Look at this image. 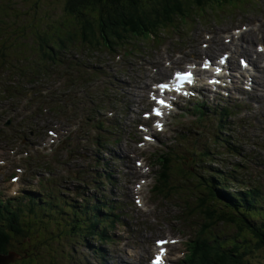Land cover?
<instances>
[{"label": "rangeland", "instance_id": "1", "mask_svg": "<svg viewBox=\"0 0 264 264\" xmlns=\"http://www.w3.org/2000/svg\"><path fill=\"white\" fill-rule=\"evenodd\" d=\"M63 6L64 0H0V49L7 48L3 53L9 55L1 56L0 64L6 65L7 71L20 70L19 63L29 65L27 56L38 62L42 60L41 53L35 55L33 51L24 49L31 39L23 31L31 25L54 23ZM222 6L223 9L215 6L207 7L204 12L197 10L194 16L188 18L186 25L179 23L180 26L176 25L174 29H163L157 40H134L126 48H121L117 55L104 49L87 50L80 58L81 67L66 66L59 68V75L36 77L43 86L37 87L34 80L32 98H29L32 86L27 84V80L33 74L24 69L28 78L19 81L24 85L22 95L0 102V110H4L0 112L1 199L15 200L20 195L32 193L41 198L62 197L58 200L80 203L92 187L89 177L93 155L105 150L103 143L97 145L95 141L99 131L90 129L97 118L106 125L113 124V135L121 138L117 144H109L108 150L124 148L127 151V147L132 150L137 146L144 151L141 162L151 161L154 167L145 168L150 174L138 184L132 182L137 178L133 170H115V185L104 183L102 190L105 189V193L101 196L94 189L100 199L116 198L126 215L122 217L124 224H117L111 230L114 242L102 244L89 238L87 240L93 248L84 241L79 246L80 252L76 253L72 250L74 246H68V242L51 243L50 238H40L36 233L35 238L23 242L25 246L38 250L34 255L36 259L31 258L27 264H92V260L96 259L92 252L100 247L109 253V264H151L156 239L165 238L173 239L175 243L171 246L169 262L163 264H180L186 252L185 242L194 238L197 229L204 223L200 213L204 189L197 181L188 180L189 167L185 162L190 157L194 158L193 154L204 151L210 154L209 160L200 158L197 165L207 160L219 170L236 168L239 177L247 183L246 187L264 183V80L257 78L258 72L252 63L249 73L241 69L239 59L244 57L239 56L241 53L229 52L235 47L254 51L259 50V46L264 47V39L261 38L264 34V0H245L234 7ZM103 25L99 15L91 16L86 29L101 38L112 31L109 25H105L108 31H100ZM260 26L255 41L250 40V32L245 33V39L241 38L242 32L257 30ZM220 32L225 36L224 42L229 43L227 49L217 51L218 54L199 55L198 48L212 52L213 45L208 38L212 33L216 35ZM230 34L234 36L232 43L229 42ZM131 49V54H124ZM223 53L230 54V62L238 71L232 76L230 73L233 70L229 68L230 77L225 82L227 88H220L217 93L203 89L194 98L181 99L180 107L190 113L183 114L177 110L170 113L166 116V127L151 123V116L146 112H150L156 102L143 97L150 89L156 90L158 82L169 79L175 70L189 69V65H193L195 73L201 76L204 74L205 58L212 56L218 60ZM12 54L20 56L14 59ZM159 57L164 63L159 62ZM168 57H171L168 62L173 61L174 65L167 74L161 75L160 68L165 66ZM263 63L264 60H261ZM240 73L245 74L242 79L239 78ZM251 75L256 81L252 82ZM207 76L202 78L201 84L205 85ZM243 89L250 91L249 95L241 93ZM205 92L210 94L208 98L204 97ZM219 98H223L224 102ZM52 99L63 100V107H56L58 101L52 102ZM216 99L219 100L215 102ZM237 102L240 106L236 113L224 122L216 112H209L216 105L222 107L226 103ZM198 104L208 107L202 123L194 115L196 107L192 108ZM10 119L12 123L5 126ZM218 121L225 130L218 128ZM157 129L163 131L164 146L155 145L151 138ZM51 131H55L54 136ZM216 134L224 135L223 142L216 141ZM56 135L58 138L52 140ZM195 139L200 140L197 148L193 145ZM109 140L108 137L105 141ZM229 144L236 145L239 153H230ZM161 152H168L173 158L182 156L185 161L173 159L170 182L174 190L159 198L153 194L152 187L157 177L154 172L160 170L154 162L155 157ZM208 170L214 172L215 169ZM20 176L24 180L15 183L14 180ZM64 184L78 187V196L57 188ZM240 187L239 183L234 185L235 190ZM132 188L139 191L135 197L129 191ZM54 201L56 204L57 200ZM54 208L53 212L60 211L61 206L55 205ZM47 213L50 218L52 213ZM57 216L68 215L61 212ZM230 228L219 223L213 230L219 234H234L236 230ZM52 229L56 233L62 230L55 229L54 224ZM44 240L45 244L41 245ZM250 251L247 258L252 264H264V249ZM18 258L14 257V261Z\"/></svg>", "mask_w": 264, "mask_h": 264}, {"label": "bare ground", "instance_id": "2", "mask_svg": "<svg viewBox=\"0 0 264 264\" xmlns=\"http://www.w3.org/2000/svg\"><path fill=\"white\" fill-rule=\"evenodd\" d=\"M260 29H261V26L257 30L250 29L248 31L242 32L241 38L243 39L244 37L245 39V33L250 32L251 34L250 40L255 41L256 39H258L257 33L258 31H260ZM229 38H230L229 42L232 43L234 36L230 34ZM261 38L264 39V34L261 35ZM208 39L212 42L213 50L212 52H208L206 50L198 48L197 52L201 56L206 55V54H210V55L218 54L217 51H221V49H227V44H229V43L224 42L225 36L222 34V32L216 35L212 33V36H210ZM262 41L264 42V40ZM229 52L231 54L232 52L241 53L239 56L249 57L250 60L253 62V65L256 68V71L258 72V74H256L258 75L257 78H259L261 81L264 80V66L263 64H261V60H264L263 49H261L260 51L259 50L254 51L248 48L238 50L237 47H235V50L230 49ZM1 56L7 57L9 55L6 53H3V50L2 51L0 50V60H1ZM12 56L14 59H18L20 55L12 54ZM214 58L215 57H212V56L208 57V59H211V60H213ZM170 59L171 57H168V59L165 61V66L160 68L161 75L167 74L168 69L173 67L174 62L173 61L170 63L168 62L170 61ZM27 61H29V65H24L22 63H19L21 67L20 70H8L7 71L5 69L6 65L0 64V102L3 100L17 99L16 97L18 95H22L24 85L23 83H20L19 81L27 80L28 76H26L25 70L29 74L31 72L32 63L38 64L39 66L42 65V63L29 59V58H27ZM159 62L160 63L163 62V58L159 57ZM222 62L223 60H219L218 63L214 62V64L212 65L218 68L220 72ZM230 65H231L230 67H235L234 63H230ZM204 69L206 73L207 72L209 73V79L211 83H213V86L216 85V89L212 90L211 93H217L218 91H220V88H221L220 86H222V84H217V82H222L219 80L224 78V76H222V73L221 74L219 73L221 76L216 75V73L210 70V68H204ZM46 71H47V75L45 77H53L55 75H59L61 69L48 66ZM211 71L213 73H211ZM15 73H20V74H15ZM9 75L11 77L8 79ZM34 80H35L37 87L43 86V83H39L38 79L34 75L29 77L27 80L28 81L27 84H30L32 86L30 88L31 93L29 94V98H32V95H34L33 94ZM260 85L263 86V84H260ZM206 92L204 94V97L208 98L210 94ZM240 92L249 95L248 92L250 91L248 90L245 91V89H243V90H240ZM152 94H154V90L150 89L147 93V96H143V97H146L147 99H150L151 101H154V99L151 98V96H153ZM73 98H75V96ZM219 99H223V98H219ZM219 99H216L215 102H217ZM54 101H58V103L55 104L56 107H59V108L63 107L64 105L63 100L52 99V102ZM153 105L154 103H152V106ZM224 106H230V103H226ZM14 109L17 112V109L16 108ZM176 110L183 112V114L190 113L189 110L178 107L176 105H174L173 111L171 113H173ZM3 111L4 110H0L1 113ZM156 111L159 114H154V115L147 114L148 116H151L150 117L151 123L152 124L156 123L157 125L166 127L167 126L166 110L163 108H157ZM11 123L12 121L10 119L7 121L5 126H9ZM90 129H95L99 131V134L97 135V139H95V141L97 142V145H100L103 143V145L105 146V150L103 152L99 151L98 153L93 155L92 173L89 177V180L92 183V187L87 194L88 197L85 196L83 199H81L80 203H71L68 200L59 201L58 199L62 197L53 198L52 196H50V198H46V197L41 198V197H38L37 194H32V193L28 196L20 195L18 198L15 197L16 198V199L14 198L15 200H13V198H10V199L0 198V218L3 215L7 216V211H9L7 207L9 206H10L9 208H10L11 214L7 217L12 219L13 214H17L21 216L19 223L14 225L18 229H20L21 232L16 233L15 231H12V230L8 231L10 240L7 242L5 248L0 250V255L3 256L4 264H7V263L8 264H20V263L27 264L31 258L36 259L34 255H36L38 250L34 248H30L29 246H25L23 244L24 241H28L30 239L35 238L36 233L39 234L40 238H50L51 243L55 242L58 244H63V242H68V246H74L72 250L76 253L80 252L79 246H81L84 241L88 245V247L93 248L91 247L89 241L87 240L89 238H94L102 244H108V243H112L115 241V238L113 234L111 233V230L114 229L117 224L118 225L124 224L122 223L123 222L122 217L123 216L126 217V215L122 211L121 203H119L116 198H106L105 197V198L100 199L95 194V190H98V194H100L101 196L103 195V192L105 193V189H103L104 191L102 190V188L105 187L104 183L109 184V185L110 184L115 185L116 184V179H114L116 177L115 172H114L115 170L124 169V168H129L131 171L133 170V172L137 174V178L135 180H132V182L133 184H138L139 180L145 179L150 174L148 171L145 170V168L150 167L151 169H153L154 167L151 161H147L143 163L141 162L140 159L143 156L144 151L140 150L137 146H135L134 149L132 150H130L129 147H127V151L124 148H120L118 150H108L109 144L114 145L121 141L120 137H116L113 135L114 134L113 124L106 125L102 119L97 118L93 120V124ZM54 134H55V131H51V135L54 136ZM162 134H163L162 129H157V131L155 132V135L151 136L152 140H154L155 142V145L157 146L165 145L164 140L162 139ZM108 137L111 141L110 140L105 141L108 139ZM57 138L58 137L56 135L55 139H52V140L55 141ZM194 147L197 148L198 146H194ZM131 153H133V155ZM208 155L210 154H208L207 152H205L204 156H199V153L193 154L194 158L191 159L190 157L188 158V160L185 161L184 157L182 156H175V158H173V156L169 154L168 152H161L159 156L155 157V161H154L159 166L160 170L159 172H156V171L154 172L157 177L155 178V183H154L155 185L152 187L153 194L161 198L160 196H164V193H170L172 190H174V186L171 185L172 184L171 183L172 182V171L170 174V179L168 178L166 183L163 182V174L166 171L165 165H166L167 159L169 160L170 163H172V168H173V165H174L173 159H175L176 161H179L181 158V160L187 162V165L189 167L188 180L191 179V177L189 176L191 175L190 173L196 174L194 171H198V170L200 171L201 178H198V180L197 179L196 180L191 179V180L197 181L198 184L203 187L204 198L205 197L209 198L208 201H209L210 206L212 203L215 207H218L217 209L219 212H221L222 210L231 208L236 214L239 215L240 212L237 209L238 208L237 205L239 207H243L247 209L249 203L255 202V200L257 199V196L253 194L252 195L244 194L242 195L244 200H240L238 195L231 194V192L235 193L236 191H241V192L245 191L243 186L246 185L247 183L241 180L244 183L242 184V182L238 178L239 175H238L236 168L232 170H229L230 168L223 170L222 167H221L222 170H219V168H216L215 166H214L215 168H213L211 164L207 161L209 160ZM200 158L202 160H204V158H207V160L197 165L198 160ZM197 166H199L200 168L198 169ZM208 169H215L217 171L214 170V172H211ZM210 176H212V179L211 180L207 179ZM232 177H234L235 180H233ZM13 178L14 176L12 177V179ZM21 179H23V177L20 176L16 178L14 182L17 183ZM236 183H239L241 186L240 188H238V190L234 189V185ZM247 187L249 189H257L260 187L262 189L261 190L262 193L264 194V183L262 185H258L252 188H250L248 185ZM57 188H63L64 190L68 191L70 194H75L76 196H78L77 193L79 191V188L76 186L64 184L63 186H58ZM137 190L138 189H135V188H132L129 190L130 193L132 194V197H135L138 194L139 191ZM38 199L40 200V203H42V205H40V207L36 206L35 208L36 213L30 212V209L32 207H35V200H38ZM54 200H57L56 204ZM45 203L47 205H45ZM48 203L50 205H48ZM55 205L61 206L60 211L53 212V210L55 209L54 208ZM43 207L45 210H43ZM41 212H42V215H40ZM47 212L52 213L50 218ZM61 212H66V215L68 216H63L59 218L57 215H59ZM254 212L258 213L257 210H255ZM76 213H79L81 218L77 219ZM101 213L102 215L100 216ZM200 213L203 218V222H204L203 224L205 225L206 222H209V219L206 213L204 212L203 208H201ZM21 222L23 224V228L25 230H28L29 236L27 238L25 237L26 233H24L23 230L19 227V224ZM53 224L55 225V229L59 228L62 230L56 233L55 230L52 229ZM33 226H34V229H33ZM201 226L202 224L199 226L197 231L200 229ZM227 235H229V233ZM195 237H196V234H195ZM195 237L185 242L186 252L180 264H186L185 258L188 256V254L191 251L190 247L195 242ZM172 240L173 239H170V238L156 239L155 253L150 259L151 264H155L158 256L161 258L162 264L169 262V256L171 255V246L175 243V241H172ZM45 241L46 240L42 241L41 245H44ZM158 242H164V243H158ZM199 244L203 248L210 247V245L206 244L204 241H202ZM5 249L7 251L3 252V250ZM30 253L32 254L30 255ZM71 254H73V252H71ZM92 254L96 258L92 260L91 262L92 264H109L108 262L109 253L107 251L104 252L101 247L96 248L92 252ZM14 257H19V258L16 261H14Z\"/></svg>", "mask_w": 264, "mask_h": 264}, {"label": "trees", "instance_id": "3", "mask_svg": "<svg viewBox=\"0 0 264 264\" xmlns=\"http://www.w3.org/2000/svg\"><path fill=\"white\" fill-rule=\"evenodd\" d=\"M245 0H65L67 12L73 23L68 31L57 32L52 39L59 34L58 45L54 47L56 51L46 50L39 43H36L37 51L44 55L41 66L38 64H31V73L35 77H42L47 75V67H63L71 66V62L75 58L73 54L83 49L98 50L109 49L117 50L121 46H126L129 39L132 37L142 36H156L161 28L172 27L176 18H181L183 22L196 13L197 10H205L207 7L234 5L243 3ZM93 11H96L94 13ZM90 14V15H89ZM99 15L103 28L100 31L111 32L105 33L101 38L96 34H91L86 29V23L91 16ZM90 16V17H89ZM117 20L119 22L117 23ZM105 25H109V29L105 30ZM24 33L26 30L23 31ZM34 37L46 35V32L36 26L32 31ZM98 38V40L96 39ZM100 40V42H99ZM0 50H7L2 48ZM54 50V49H53ZM36 52V53H37ZM18 55V54H17ZM80 65L79 61L74 63L75 68ZM200 110L199 108L197 111ZM223 129V126H220ZM222 139L223 135H217ZM197 146V143H194ZM201 153V152H200ZM199 156H204L205 151ZM166 171L163 174V182L166 183L172 171V163L167 159L165 165ZM189 175L191 179L198 180L201 178L200 171H194ZM233 175V174H232ZM240 181L243 179L240 178ZM190 179V180H191ZM212 179V176L207 178ZM235 180L234 177H232ZM216 181V180H215ZM214 181V182H215ZM239 181V182H240ZM241 181V182H242ZM244 182V181H243ZM242 182V184H244ZM243 192L236 191L240 200H244L242 195L253 194L257 196L255 202L249 203L247 209L239 207V213L236 214L233 209H225L221 212L218 207L212 203L209 205L207 197L204 198L201 208H203L207 217L210 220L205 225L202 224L200 229L196 232L195 242L190 247L191 251L185 258L186 264H252L247 256L250 250L260 251L264 249V194L262 189H249L244 187ZM207 201V203H206ZM208 204V205H206ZM42 203L40 200H35V207L30 209V212L36 213V206L40 207ZM45 205H47L45 203ZM48 205H50L48 203ZM10 207V206H9ZM7 211V216L11 213L10 208ZM205 207V208H204ZM227 208V207H226ZM7 210V209H5ZM43 210L44 207H43ZM257 210L258 213L254 211ZM102 213L100 214V216ZM3 215L0 218V250L4 249L7 242L10 240L8 231L12 230L20 233L21 230L14 225L19 223L20 215L13 214L12 219ZM208 217V219H209ZM76 218L81 216L76 213ZM230 226V229L236 230L234 234L227 235L226 233H215L212 228H215L219 223ZM260 224V225H259ZM19 227L26 233V238L29 236L28 230L23 228L22 222ZM75 227V226H74ZM204 241L210 247L204 249L199 243ZM7 250H3L6 252ZM29 254V253H27ZM32 253H30L31 255Z\"/></svg>", "mask_w": 264, "mask_h": 264}, {"label": "snow or ice", "instance_id": "4", "mask_svg": "<svg viewBox=\"0 0 264 264\" xmlns=\"http://www.w3.org/2000/svg\"><path fill=\"white\" fill-rule=\"evenodd\" d=\"M177 79L178 80H190V74H177ZM161 103L163 102L161 101ZM158 243H164V242H158ZM155 264H162V260L159 256L157 257Z\"/></svg>", "mask_w": 264, "mask_h": 264}, {"label": "water", "instance_id": "5", "mask_svg": "<svg viewBox=\"0 0 264 264\" xmlns=\"http://www.w3.org/2000/svg\"><path fill=\"white\" fill-rule=\"evenodd\" d=\"M0 264H4L3 263V256L2 255H0ZM8 264V263H7Z\"/></svg>", "mask_w": 264, "mask_h": 264}]
</instances>
